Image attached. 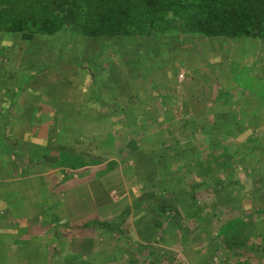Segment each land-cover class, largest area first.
I'll use <instances>...</instances> for the list:
<instances>
[{
	"label": "rangeland",
	"instance_id": "374dc122",
	"mask_svg": "<svg viewBox=\"0 0 264 264\" xmlns=\"http://www.w3.org/2000/svg\"><path fill=\"white\" fill-rule=\"evenodd\" d=\"M263 43L248 37L89 38L77 27L31 42L0 34V49H9L0 58L8 71L59 77L71 70L88 77L92 98L101 100L91 103L104 112L99 149L90 138L73 143L79 153L87 149L92 169L97 157L105 170L102 218L113 225L98 227L105 250L83 243L71 253L67 242L60 245L64 220L46 197V211L32 225L54 232L30 237L25 264H264ZM59 63H67L65 69ZM120 87L137 95L131 115L112 112ZM226 148L233 157L227 166ZM72 192L83 207L90 204L87 185ZM147 194L158 195L136 206ZM239 220L254 230L233 244L225 236Z\"/></svg>",
	"mask_w": 264,
	"mask_h": 264
},
{
	"label": "crops",
	"instance_id": "0c3cea01",
	"mask_svg": "<svg viewBox=\"0 0 264 264\" xmlns=\"http://www.w3.org/2000/svg\"><path fill=\"white\" fill-rule=\"evenodd\" d=\"M6 50L9 49L5 45L1 47L0 58L7 53ZM1 61L0 264H25V250L33 243L30 237L51 233L53 228L41 230L39 225L32 224L46 211V197L49 206H55L57 204L51 197L56 200L57 195L61 203L56 212L59 219L64 220L57 229L62 234L60 245L67 242V249L73 253L72 246L86 243L89 248L92 245L102 253L105 236L98 227H103L100 223L104 222L102 216L107 210L103 182L105 170L99 167L101 161L97 157H94L96 166L92 169L88 155L84 153L87 149L79 153V146L73 143L90 138L96 142L94 151L99 149L104 112L91 103L92 81L83 75H72L71 70L64 71L59 77L39 75L44 72L18 75L17 70L8 71ZM65 64L59 63L57 68L61 71ZM136 96L117 88L112 96L115 102L112 112L131 115V110L136 107L132 102ZM98 100L99 97L93 99ZM100 107L104 108L102 104ZM194 108L191 109L194 111ZM112 124L110 127L115 133ZM85 185L89 188L90 204L86 201L83 207V202H78L76 192L72 191ZM84 219V223L76 224ZM70 228L74 230L70 231ZM85 230L89 232L84 234ZM63 236L66 240L62 242ZM78 251H81L80 255L86 252L84 248ZM63 257L66 258L67 254L64 253ZM27 258L35 259L36 255ZM54 258L59 255L55 254Z\"/></svg>",
	"mask_w": 264,
	"mask_h": 264
},
{
	"label": "trees",
	"instance_id": "16d2710c",
	"mask_svg": "<svg viewBox=\"0 0 264 264\" xmlns=\"http://www.w3.org/2000/svg\"><path fill=\"white\" fill-rule=\"evenodd\" d=\"M76 27L89 38L202 36L264 41V0H0V34H18L31 42ZM225 151L223 165L227 166L233 157L227 148ZM216 183L221 185L222 181ZM230 184L228 181L227 186ZM189 194L195 199L197 187L192 186ZM157 195H145L136 206ZM237 224H230L225 236L233 244L237 235L240 238L248 229L254 230L243 220Z\"/></svg>",
	"mask_w": 264,
	"mask_h": 264
}]
</instances>
